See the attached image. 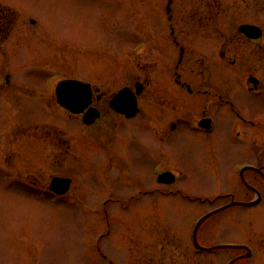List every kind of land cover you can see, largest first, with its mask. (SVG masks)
Returning <instances> with one entry per match:
<instances>
[{
  "label": "rangeland",
  "instance_id": "obj_1",
  "mask_svg": "<svg viewBox=\"0 0 264 264\" xmlns=\"http://www.w3.org/2000/svg\"><path fill=\"white\" fill-rule=\"evenodd\" d=\"M114 1L115 5L108 0H0L23 13L33 14L37 20L45 22L48 29L33 51L18 52L16 55L15 51H8L1 57L7 68L3 77L5 73L9 75L10 89L14 93L10 99L0 93V264H155L160 257L156 251V230L162 228L169 238L173 237L171 234L175 230L188 239L193 221L209 208L201 202L180 197L162 199L149 195L144 199L142 212L131 207L134 202L127 200L129 208L122 209L117 204H111L105 213L103 207L96 206L97 197L93 193L89 197L79 195L52 203L16 191L15 144L11 130L16 121L27 122L35 117L32 105L28 103L19 114L15 113L17 107L14 100L29 99L21 91L29 88L35 79L41 83L55 72L69 74L74 68H77L74 72L86 74L90 71L98 78L118 76L121 68L108 53L117 54L123 44L132 46L141 40L146 41L148 49L144 51V56L143 53L138 54L143 59H156L164 51L159 44L149 43L150 38L153 41L156 39L155 31L150 34L144 31L158 29L157 19L151 13L155 12L153 3L142 6L140 0ZM179 6L182 8L181 4ZM251 22L263 29V38L258 45L264 48V12ZM241 23L228 18L222 25L230 31ZM78 38L98 41L93 49L94 56L85 54L82 49H60L63 39L75 43ZM118 61L121 62L120 59ZM262 65L264 63L261 62L257 73L262 75L264 83ZM137 66L130 62L125 69L132 81L142 71L141 66ZM218 67V64L211 66L210 78H228V83L221 85L217 81L219 84L215 89L223 98L213 97L209 103L211 107L208 111L217 122L210 135L181 126L170 141L162 144L152 136L150 124L142 130L139 137L143 138L137 137L136 126L145 117L126 123L127 133H134L138 139L135 142L127 136L131 167L137 165L139 168L141 159L149 175L156 164L165 163L180 174L175 187L185 191L192 200L208 197L214 191L222 193L229 190L235 168L240 163L246 161L253 164L256 156L264 160V141L261 139L264 136V88L258 94H251L237 75L240 71L236 74V71L218 70L215 75ZM192 75L195 74L191 72V77H194ZM118 87L120 85L114 86ZM191 103L193 100L186 99L183 106H187L188 110ZM195 104L198 105V101ZM53 111L55 115L50 118L51 123L64 129L74 153L66 159L65 171L73 175V180L80 179L81 161L76 156L80 148L78 137L84 132L86 145L92 147L96 142L91 139L93 133L81 129L79 125L64 123L59 119L62 113ZM236 114L244 121L239 120ZM152 120L154 125L155 118ZM139 141L147 143V147L142 146L139 150ZM57 170L52 168V171ZM133 173L136 175L137 171ZM145 188H151L150 178ZM73 189L77 191L76 187ZM198 232L207 246L219 241L226 244L245 243L252 246L254 253L245 258L237 256L240 253L237 248H230L223 254L194 255L190 241H174L180 244V249L176 251L172 244L164 248V264L172 263L169 256L173 252H176L171 254L174 264H224L233 258H236L233 264H264V194L260 205L215 215L202 223ZM100 235H104L101 241L98 240Z\"/></svg>",
  "mask_w": 264,
  "mask_h": 264
},
{
  "label": "flooded vegetation",
  "instance_id": "obj_2",
  "mask_svg": "<svg viewBox=\"0 0 264 264\" xmlns=\"http://www.w3.org/2000/svg\"><path fill=\"white\" fill-rule=\"evenodd\" d=\"M108 2L115 5L114 0ZM140 2L142 6L153 3L151 5L155 9V12L151 13L157 19L158 29L144 31L149 34L155 31L156 39L153 41L150 38L149 43H157L164 50L158 58H142L144 51L148 49L144 40L132 46L123 44L117 54L111 51L108 53L110 59L121 68L118 76L98 78L90 71L86 74L74 72L77 68L69 74L55 72L41 83L33 80L29 88L21 91L28 96V100H14L17 107L15 113L19 114L28 103L27 105H32L31 110L35 115L27 122L16 121L11 130L15 144V182L18 183L16 191L52 203L58 202L59 199L79 195L89 197L95 194L96 206L103 207L105 213L111 204H117L122 209L129 208L128 201L134 202L131 207L142 212L144 199L149 195L162 199L180 197L201 202L209 207L204 214L220 209L203 224L211 217L228 210L260 205L264 194V160L259 156L254 157L253 164L245 161L235 168L232 187L229 190L222 193L214 191L208 197L192 200L185 191L175 187L180 180V174L175 173L165 163L156 164L149 175L141 159L139 168L137 165L132 168L129 157L131 149L126 140L127 136L135 142L138 141L137 137L143 138L139 136L148 124L151 126L152 136L162 144L170 141L181 126L210 135L217 122L216 117L208 111L211 107L209 103L213 97L222 100L223 96L215 87L219 83H228V78H210L213 64L219 65L215 75L218 70H230L233 73L236 71V74L240 71L237 75L251 94H258L264 88L262 75L257 73L261 62L264 63V48L258 45L263 38V29L251 22L257 20L259 14L264 12V0ZM13 8L0 2V93L7 99H10L14 92L10 89L9 75L5 73L3 77V72H6L4 69L7 68L1 57L8 51H15V55L18 52L33 51L35 44L42 40L48 30L45 22L37 20L33 14ZM144 17L146 18V15ZM228 18L230 21L240 20L242 23L236 26V29L228 31L227 26L222 25ZM243 25L257 27L261 30V36L250 37L240 29ZM213 38L215 40L212 42ZM63 40L60 49H82L85 54H92L91 56H94L93 49L99 44L94 38L85 41L78 38L75 43L68 39ZM138 54H142V57ZM81 55L82 53L77 55L76 61ZM117 59L121 62H117ZM130 62H134V67L139 65L142 68L134 81L125 70ZM191 72L199 77H191ZM74 81L76 85H68ZM63 83L67 85L62 87V92L73 99L77 111L59 102L57 90ZM118 85L120 87L114 88ZM16 89L20 91L19 88ZM186 99L193 100L188 110L187 106H183ZM195 101H198V105ZM53 110L62 113L59 119L64 123L79 125L81 129L93 133L91 139L96 142L92 147L86 145L84 132L78 137L80 148L76 156L81 161L80 179L73 180V175L65 171L64 163L74 153L64 129L51 123L50 118L55 115ZM236 116L244 121L239 114ZM137 117L146 119L136 126V137L134 133H127L126 123ZM261 139L264 141L263 135ZM138 143L139 150H142V146L147 147L145 142ZM52 168L58 170L52 171ZM135 170L136 175L133 173ZM149 178L151 188L147 190L145 186ZM75 187L76 192L73 189ZM162 222H166L165 219H162ZM128 224L131 225L130 222ZM156 231V251L160 257L156 259L155 264H164V248L169 244H172L176 251L180 249V244L174 241H190L194 255L210 252L223 254L230 249L227 245H233V248L239 250L237 256L248 258L254 253L252 246L245 243L226 244L219 241L207 246L203 244L199 232L195 241L190 229L188 239L185 234L175 230L171 234L172 238L167 237L162 228ZM103 237L104 235H100L98 240L101 241ZM171 254L170 262L174 264Z\"/></svg>",
  "mask_w": 264,
  "mask_h": 264
},
{
  "label": "water",
  "instance_id": "obj_3",
  "mask_svg": "<svg viewBox=\"0 0 264 264\" xmlns=\"http://www.w3.org/2000/svg\"><path fill=\"white\" fill-rule=\"evenodd\" d=\"M244 33H246L247 35H249L250 37H259L261 36V30L258 29L257 27L254 26H249V25H244L240 28ZM76 82H72V83H68V85H76ZM67 84H64V86ZM63 90V88H62ZM61 88L58 91V99L59 102L65 106H67L68 108H70L73 111H77L78 108L74 105L73 103V99L68 97V95H66L64 92H62ZM63 94V95H62ZM204 219V218H203ZM202 219V220H203ZM201 220V221H202ZM200 221V222H201Z\"/></svg>",
  "mask_w": 264,
  "mask_h": 264
}]
</instances>
